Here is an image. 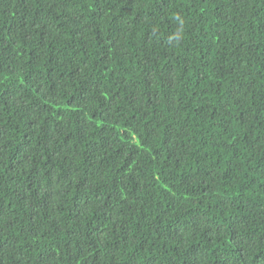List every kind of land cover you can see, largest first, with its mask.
Returning <instances> with one entry per match:
<instances>
[{
  "label": "trees",
  "instance_id": "obj_1",
  "mask_svg": "<svg viewBox=\"0 0 264 264\" xmlns=\"http://www.w3.org/2000/svg\"><path fill=\"white\" fill-rule=\"evenodd\" d=\"M0 264H264V0H0Z\"/></svg>",
  "mask_w": 264,
  "mask_h": 264
}]
</instances>
